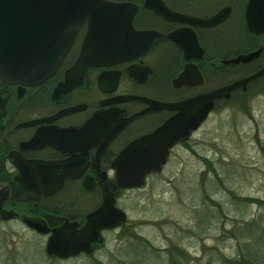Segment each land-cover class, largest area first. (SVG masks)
Masks as SVG:
<instances>
[{
  "label": "flooded vegetation",
  "instance_id": "1",
  "mask_svg": "<svg viewBox=\"0 0 264 264\" xmlns=\"http://www.w3.org/2000/svg\"><path fill=\"white\" fill-rule=\"evenodd\" d=\"M108 1L128 6L120 12L122 33L114 46L106 44L100 65L71 70L85 22L46 80L30 85L0 80V225L37 233L24 219L40 220L49 229L37 233L45 244L50 230L65 222L83 226L105 197L125 214L128 193L143 190L147 179L182 161L178 152H187L188 140L213 110L264 81L262 75L229 99L214 100L187 138V121L207 105L201 100L195 113H187L188 99L264 67V0ZM67 81L68 87L56 91ZM136 140L133 161L162 165L146 173L141 186H116L117 159ZM108 215L112 221L117 214ZM125 217L118 227L101 230L102 239L119 230ZM167 254L171 264L184 263L182 256Z\"/></svg>",
  "mask_w": 264,
  "mask_h": 264
},
{
  "label": "rangeland",
  "instance_id": "2",
  "mask_svg": "<svg viewBox=\"0 0 264 264\" xmlns=\"http://www.w3.org/2000/svg\"><path fill=\"white\" fill-rule=\"evenodd\" d=\"M250 89L213 110L182 161L128 193L127 222L92 254L47 257L42 236L2 224L0 264H171L167 251L182 264H234L264 232V81ZM255 248L264 264V239Z\"/></svg>",
  "mask_w": 264,
  "mask_h": 264
},
{
  "label": "water",
  "instance_id": "3",
  "mask_svg": "<svg viewBox=\"0 0 264 264\" xmlns=\"http://www.w3.org/2000/svg\"><path fill=\"white\" fill-rule=\"evenodd\" d=\"M127 6L108 0H0V80L12 85L38 84L46 80L57 70L85 22L86 32L71 70L100 65L106 44L111 42L114 46L113 39L122 33L120 26L125 18L120 12ZM262 75L264 67L208 92L203 98L188 99L187 113L194 112L196 103L201 100L207 101V105L195 119L187 121V138L205 119L214 100L229 99L232 91L244 90L249 82ZM64 83L56 91L68 87L69 82ZM137 149L136 140L120 153L114 179L116 186H141L146 173L160 169L162 161H133L138 156ZM110 212L117 214L112 221ZM125 219V214L114 207L113 200L105 197L102 205L87 215L80 228L76 223L65 222L51 229L45 255L66 259L79 253L88 254L92 245L102 243L101 230L118 227ZM24 223L39 234L49 231L40 220L24 219Z\"/></svg>",
  "mask_w": 264,
  "mask_h": 264
},
{
  "label": "trees",
  "instance_id": "4",
  "mask_svg": "<svg viewBox=\"0 0 264 264\" xmlns=\"http://www.w3.org/2000/svg\"><path fill=\"white\" fill-rule=\"evenodd\" d=\"M245 233L242 229L239 230V234ZM261 239H264V232L260 234V236L253 237V241L261 242ZM251 243L244 244V252L237 256V259H234V264H257L258 259L260 258V250L255 248L254 250H249ZM262 256V255H261Z\"/></svg>",
  "mask_w": 264,
  "mask_h": 264
}]
</instances>
